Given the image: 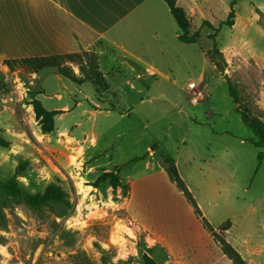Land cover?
Listing matches in <instances>:
<instances>
[{"label": "rangeland", "instance_id": "rangeland-1", "mask_svg": "<svg viewBox=\"0 0 264 264\" xmlns=\"http://www.w3.org/2000/svg\"><path fill=\"white\" fill-rule=\"evenodd\" d=\"M230 2L177 0L191 33L200 29L197 43L177 39L179 27L164 0L146 2L139 32L141 45L150 43L154 73L133 59L122 63L114 47L104 56V89L75 83L58 67H9L5 59L26 53L14 23L1 17L0 134L10 146H0V180L22 165L21 186L40 192L59 184L73 208L66 214L57 206L7 208L0 264H144L145 253L160 264H232L170 180L166 156L214 230L230 221L222 236L249 264H264V158L236 109L264 122V0H237L234 24L216 35L219 71L208 56L212 31L202 23L218 26ZM73 69L81 75L78 66ZM37 99L60 112L53 132L42 129ZM109 170H118L126 193L108 182L95 184Z\"/></svg>", "mask_w": 264, "mask_h": 264}, {"label": "trees", "instance_id": "trees-1", "mask_svg": "<svg viewBox=\"0 0 264 264\" xmlns=\"http://www.w3.org/2000/svg\"><path fill=\"white\" fill-rule=\"evenodd\" d=\"M174 17L178 27L177 38L183 43H197L200 36V29L191 33L190 31V20L185 9L177 4V0H164ZM237 0H231L230 11L226 17L219 22L218 26H215L211 21L204 20L202 27L207 26L212 32L209 33V38L213 41V46L208 52L210 61L218 67L219 63L215 54H221L216 35L223 26H232L235 22L236 12L235 4ZM4 62L9 66H22L33 71H39L48 67H58L60 72L71 81L82 84L85 81H90L98 89L106 88L107 84L105 82V76L100 70L98 57L94 52L91 51H78L63 54H50V55H40V56H25L17 57L11 59H5ZM76 65L81 71V75L78 76L73 66ZM230 94L236 103L239 102L238 97L233 90L230 88ZM34 109L37 117L41 119L42 129L46 133L54 131L55 128V116L60 113L57 110H50L44 106L41 100H34ZM237 111L240 113L242 120L250 126L257 139L254 137L250 141L260 149L258 153V158L261 160L264 158V122L261 120L251 119L246 115V113L241 112L238 108ZM0 146L9 147L10 141L0 134ZM155 150V149H154ZM146 154L141 156L132 157L128 162L117 165V169H121L123 166L136 162L138 160L144 159ZM165 165V170L170 178V180L176 185L177 189L182 193V195L191 203L195 214L203 222V225L207 227L210 232H213L216 237L220 248L224 255L232 262V264H249L247 260L242 256L240 251L225 237L222 236L224 231H227L231 227V222L227 221L222 224L218 231H215L213 226L204 216L201 208L199 207L192 191L181 177L178 167L175 161H172L169 157H165L163 160ZM24 167L18 165L15 170V174L8 179L0 180V224L5 217V210L14 204H24L33 210H41L47 206H57L63 210L62 214H66L68 210L73 208V203L64 190V188L56 183H50L46 186L43 191L40 192H30L26 190L17 180V175L23 171ZM102 182H108L113 188L122 187L123 192L126 193L127 185L123 184L119 175L118 170H109L102 173L96 180L95 184L99 185ZM144 264H160L151 255L145 253L143 255ZM82 264H91L89 262ZM109 264V263H105Z\"/></svg>", "mask_w": 264, "mask_h": 264}, {"label": "crops", "instance_id": "crops-1", "mask_svg": "<svg viewBox=\"0 0 264 264\" xmlns=\"http://www.w3.org/2000/svg\"><path fill=\"white\" fill-rule=\"evenodd\" d=\"M148 1L19 0L17 8L14 0H0V19L4 17L5 21L14 23L12 31L19 33L20 48L26 56L91 51L97 55L100 70L107 78L104 56L116 48L124 57L122 63L133 59L149 73H154L150 43L142 46L139 32L145 23ZM143 5L145 7L141 8ZM12 18L19 20V28ZM156 33H151L153 38ZM138 48L147 51L138 52ZM144 73L139 69L136 75L141 77Z\"/></svg>", "mask_w": 264, "mask_h": 264}, {"label": "bare ground", "instance_id": "bare-ground-1", "mask_svg": "<svg viewBox=\"0 0 264 264\" xmlns=\"http://www.w3.org/2000/svg\"><path fill=\"white\" fill-rule=\"evenodd\" d=\"M189 88L194 86V82L188 84Z\"/></svg>", "mask_w": 264, "mask_h": 264}, {"label": "built area", "instance_id": "built-area-1", "mask_svg": "<svg viewBox=\"0 0 264 264\" xmlns=\"http://www.w3.org/2000/svg\"><path fill=\"white\" fill-rule=\"evenodd\" d=\"M197 99H198L197 97H194L193 101L194 102H197L198 101Z\"/></svg>", "mask_w": 264, "mask_h": 264}]
</instances>
